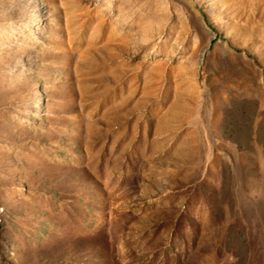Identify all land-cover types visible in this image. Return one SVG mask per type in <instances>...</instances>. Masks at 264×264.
Instances as JSON below:
<instances>
[{
  "label": "rangeland",
  "instance_id": "1",
  "mask_svg": "<svg viewBox=\"0 0 264 264\" xmlns=\"http://www.w3.org/2000/svg\"><path fill=\"white\" fill-rule=\"evenodd\" d=\"M0 264H264V0H0Z\"/></svg>",
  "mask_w": 264,
  "mask_h": 264
}]
</instances>
